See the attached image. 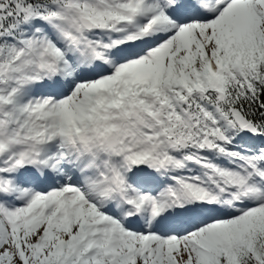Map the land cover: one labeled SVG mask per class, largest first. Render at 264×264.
<instances>
[{"label": "rangeland", "instance_id": "1", "mask_svg": "<svg viewBox=\"0 0 264 264\" xmlns=\"http://www.w3.org/2000/svg\"><path fill=\"white\" fill-rule=\"evenodd\" d=\"M206 3L211 10L216 11L211 18H198L174 24L166 16L165 5L161 1L126 0L125 4L117 9L118 11L129 7V9L132 7L139 9V15H144V17L142 20H134L132 25L135 23L141 34L150 28L148 26L150 21L153 22L157 19L162 22L158 26H162L161 31L165 37L148 50L147 54L140 56L142 58L137 61L121 62L115 70L98 79H81L75 86L77 89L75 96H67L70 100L66 101L65 106H63V102L58 106V108L64 107L63 110L70 111V116L63 118L61 114L60 118L63 124L67 123L65 124L66 128L75 130V134L80 139L78 142L89 141L91 138L97 145L105 147L104 140L111 129L124 122V126H127L128 136L126 139L119 138V141L113 146L115 150L113 161L118 162L119 168L122 170L125 189L129 188L127 185L128 170L132 169L133 162L146 157L154 159L156 147L159 150L157 154L163 155L164 153L162 150L165 147H161L155 143L154 139L152 140L154 135H158L159 130L157 131L158 128H155L154 123L162 120V111H165L166 116L176 123L184 122L188 117L185 113L180 111L178 113V109H176L178 106H175L165 95V91L177 86L183 87L188 81L196 85L199 78L192 71V62L195 61L196 66L201 65L202 68L203 50L207 52L211 60L213 51H217L218 48L221 50L231 43L234 37L233 33L245 30L250 25L252 17L258 18V23L264 32V0H252V2L250 0H209ZM61 12L64 13L62 10ZM65 16L62 22L68 26L72 22V17L66 14ZM208 20L211 21L207 22ZM236 21L241 22L235 27ZM192 22L194 24L193 34L196 38L193 40L189 39L186 34V29ZM126 23L123 22L116 26L120 29L112 34L114 41L130 40L141 36V34L129 35L128 32L124 35L125 31H129L127 27H124ZM233 28L236 31L233 32ZM64 30L65 27L62 29L61 35L67 38L78 37L82 39V42L92 39H88V35H86V39H83V34L76 28L70 35H66ZM60 38L62 37L60 36ZM101 39H104L102 35L95 40L98 48V42L103 46L111 43V39L107 41L108 44L105 39ZM111 44L114 45V43ZM45 46L51 47L60 56L62 55V51L57 45L51 42L45 44L41 41L40 48ZM40 62L43 65H54L46 59L44 54H41ZM36 65L37 63L35 67ZM210 66L205 64L204 71L202 70L206 77L210 75L208 72ZM169 69L177 71L178 76L175 81L170 77ZM23 70L26 74L33 71L34 61L28 59ZM163 71L164 75L158 76L160 77L159 83L157 75L153 80L152 73L160 75ZM212 82L216 84L215 81L212 80ZM132 83L134 88L129 94L128 91ZM169 94L173 96L172 93ZM120 95L129 98V100L123 105L120 104L121 108L116 110V113L109 111L114 110V106L111 104L108 105L109 110L107 105H101V98L112 96L114 102L116 101L115 97H120ZM95 100H97L95 107H102L98 110L99 120L94 116L96 122H94L95 129L92 133V129L88 130L89 127L83 124L81 114L86 112L87 108L91 113L96 111ZM43 101L45 102L43 98H37L35 101L28 98L24 103L19 102L14 111L4 118L0 114V126L6 129L4 134L14 139L13 145L8 146L9 149L3 152V158L7 157V160L2 162L3 168H0V173L7 171L9 163H12L9 169L11 170L12 167L20 165L24 158L32 157L31 146L38 142V134L48 131L49 125H52L51 111L55 110L52 109L53 105L47 106ZM133 102H139V104L133 105ZM78 103H81V106H77ZM150 104L154 106L155 110H151ZM162 105H165L164 110H161ZM131 111L142 112L145 117L143 128L134 126L128 118L126 121L121 120L122 117L126 118ZM94 117L83 115L82 119H85L87 124L94 121ZM55 118L57 119L56 116ZM11 125L15 129L11 130ZM96 126L99 127V130ZM9 130L10 132H8ZM3 140V136H0V147L7 146ZM13 151L17 152L16 156L11 155ZM111 156L113 155L111 154ZM258 156H260L258 153H238L234 158L240 161L241 166L234 165L232 160L222 159V163L214 164L207 159L197 163L204 169L198 168L197 172H193L195 168L187 167L192 162L191 159L188 158L189 156L183 155L171 166L172 169L180 170L178 183L175 186L185 187V184H189L191 190L195 192L194 196H202L207 199L220 198L229 203L233 200H243V198L248 201L264 199V162L260 163L263 158ZM109 157L110 155L105 156V158ZM190 158L193 157L190 156ZM175 163L177 164L175 165ZM1 178L0 176V186L22 191L19 182L13 181L12 177L7 176L3 181ZM63 190V188H59V190L46 194L49 195V198H45L42 202L39 197L34 196L28 200H21L18 206L14 205L12 208H9L8 204H0V216L2 217L0 223V264H211L212 259L208 253L215 245V227L218 224L235 227L236 216H225L207 221L197 232L190 234L160 235L153 233V237L145 238L144 234L146 233L139 231L134 232L135 240L131 238L130 244L133 245L127 250H120L116 243L122 240L121 237L128 231L123 227L121 221L106 214L100 203L91 202L80 192L75 193V198L72 201L70 198L63 199ZM27 193L29 192L21 193V199H24L28 195ZM143 200L149 206L158 207L162 203L166 209H169L165 194H160L157 197L156 195H146L143 196ZM143 200L141 199L142 205L148 210ZM133 201L136 202L135 196ZM263 202L264 200L258 204ZM87 206L88 210L85 208ZM81 216H84V222L81 221ZM189 236L194 239V242L188 240Z\"/></svg>", "mask_w": 264, "mask_h": 264}, {"label": "trees", "instance_id": "2", "mask_svg": "<svg viewBox=\"0 0 264 264\" xmlns=\"http://www.w3.org/2000/svg\"><path fill=\"white\" fill-rule=\"evenodd\" d=\"M25 1L36 8L48 0ZM19 3L0 0V33L17 25ZM218 67L220 75L211 68L216 84L201 77L199 89L180 93L183 108L193 116L200 113L201 131L211 128L213 118L228 131L251 123L258 133H264V38L260 39L257 24H250L233 40L219 58ZM239 226V234L219 229L211 264H264V208L250 210Z\"/></svg>", "mask_w": 264, "mask_h": 264}, {"label": "bare ground", "instance_id": "3", "mask_svg": "<svg viewBox=\"0 0 264 264\" xmlns=\"http://www.w3.org/2000/svg\"><path fill=\"white\" fill-rule=\"evenodd\" d=\"M192 26L193 25H189V28H187L186 29V34H187V36L189 37V39H191V40H193V39H196L195 38V36H194V34H193V29H192ZM66 115H69V113H66ZM88 167H91V164H88ZM91 173H93L92 171H90ZM128 201V200H127ZM124 204H121V206H123ZM135 210H138V212H140V208L138 207V206H134V208H133V213L132 214H135ZM159 210H161V212H165V209H164V207L163 206H161L160 207V209ZM154 212L156 213V214H158V210L157 209H154ZM79 215H82V214H79ZM165 218V217H164ZM124 221H122L124 224H130L131 226H132V224L129 222V220H127V219H123ZM81 221H83L84 222V216H81ZM144 223H146V221L144 222ZM70 226V225H69ZM133 227V226H132ZM150 227H154V223H152L151 225H150ZM69 228V227H68ZM136 228V227H135ZM132 234H130L129 235V237H127V236H122L121 237V239L122 240H120V241H118L117 243H116V245H117V248H119L120 250H127L130 246H132L133 244H130V242H131V238H132V240H135L136 239V237H134V236H131Z\"/></svg>", "mask_w": 264, "mask_h": 264}]
</instances>
